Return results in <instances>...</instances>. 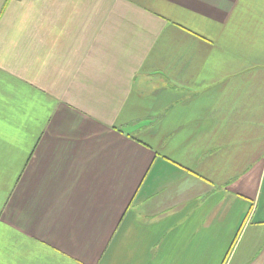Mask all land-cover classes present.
Returning a JSON list of instances; mask_svg holds the SVG:
<instances>
[{
  "label": "crops",
  "instance_id": "obj_1",
  "mask_svg": "<svg viewBox=\"0 0 264 264\" xmlns=\"http://www.w3.org/2000/svg\"><path fill=\"white\" fill-rule=\"evenodd\" d=\"M0 264H264V0H0Z\"/></svg>",
  "mask_w": 264,
  "mask_h": 264
},
{
  "label": "rangeland",
  "instance_id": "obj_2",
  "mask_svg": "<svg viewBox=\"0 0 264 264\" xmlns=\"http://www.w3.org/2000/svg\"><path fill=\"white\" fill-rule=\"evenodd\" d=\"M161 107H162V104L159 105V108H160V109H161Z\"/></svg>",
  "mask_w": 264,
  "mask_h": 264
}]
</instances>
